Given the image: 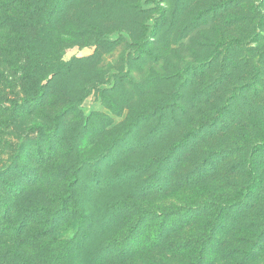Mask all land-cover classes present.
<instances>
[{"label": "rangeland", "instance_id": "rangeland-1", "mask_svg": "<svg viewBox=\"0 0 264 264\" xmlns=\"http://www.w3.org/2000/svg\"><path fill=\"white\" fill-rule=\"evenodd\" d=\"M262 26L264 0H0V264H186L152 246L196 195L142 183Z\"/></svg>", "mask_w": 264, "mask_h": 264}, {"label": "trees", "instance_id": "trees-1", "mask_svg": "<svg viewBox=\"0 0 264 264\" xmlns=\"http://www.w3.org/2000/svg\"><path fill=\"white\" fill-rule=\"evenodd\" d=\"M233 43L238 45L235 39ZM257 44L259 50L252 47ZM245 47L242 62H231V68H247L246 81L225 85L224 104H209L211 94L203 90L206 98L197 101L200 105H189L194 118L180 138L151 163L158 173L142 183L149 195L161 196L166 190L196 195L161 214L158 242L152 246L173 257L186 254V264H264V37L251 36ZM222 79L218 77L217 83ZM213 84L205 82L202 87L209 90ZM239 97L243 103H238ZM230 108L240 112L226 122ZM50 131L43 129L46 136ZM104 158L82 160V165L97 168ZM138 171L145 173L144 168L134 170ZM5 173L7 168L0 170V177ZM123 173L113 179H124ZM141 222L140 218L127 225L128 230L140 229Z\"/></svg>", "mask_w": 264, "mask_h": 264}]
</instances>
